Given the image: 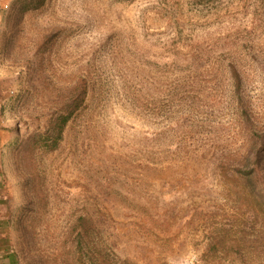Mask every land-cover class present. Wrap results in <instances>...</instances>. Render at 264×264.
<instances>
[{
    "label": "rangeland",
    "instance_id": "obj_1",
    "mask_svg": "<svg viewBox=\"0 0 264 264\" xmlns=\"http://www.w3.org/2000/svg\"><path fill=\"white\" fill-rule=\"evenodd\" d=\"M263 5L0 0V255L98 264L101 231L131 264H264V207L228 192L211 162L188 153L203 137L234 133L227 54L204 52L229 31L245 36L238 63L264 119ZM170 59L199 73L171 97V120L160 84ZM85 84L86 105L53 128ZM189 107L200 143L177 124Z\"/></svg>",
    "mask_w": 264,
    "mask_h": 264
},
{
    "label": "trees",
    "instance_id": "obj_2",
    "mask_svg": "<svg viewBox=\"0 0 264 264\" xmlns=\"http://www.w3.org/2000/svg\"><path fill=\"white\" fill-rule=\"evenodd\" d=\"M262 10L264 13V5ZM229 32L230 33H228L224 39L217 40V44H212L210 42L204 52L205 54L209 52L210 56L212 51L223 49L227 54L224 66L220 67V69L227 79L228 87L230 88V98L225 108H228V114L230 115L229 123H231L234 129V133L228 135L226 138L223 137L219 143L213 136L206 143L203 139L206 140L208 138H201L202 140L200 143V137L196 135V131H188L190 123H194V113L192 112H195L190 111V107L187 111L183 110L182 116L177 124L178 126L184 124L187 127L183 136L192 137V140L200 143L198 147L194 149V153H192V150L188 151L189 156L197 159L203 158L211 162L228 192L243 195L247 198H253L255 203L264 207V119L261 120L259 116H257L258 114L254 111L252 99L246 96L245 76L238 63V51L241 44L244 42L245 36H243L244 34L240 31L237 32L238 34L232 31ZM218 44H220V46ZM197 59L198 57H195V59H193L194 62L203 60ZM177 60L178 59H170L172 62H166L161 71L162 82L160 84L163 87L164 96L166 99L169 98L167 99L168 103L165 112L169 120H171L172 114L175 112L171 97L179 89L182 81H186L188 78V81H190L192 75L195 80L192 85L196 84V81L199 80L198 69L186 71L185 74H183L182 70L171 67L177 64ZM207 68L208 67H206L205 70H209ZM220 76H222V74L214 69L212 79L218 80ZM193 89L195 90L194 87ZM86 96L87 85L85 84L83 85L81 93L76 98H73V95L71 96L69 105L72 109H68L66 113L57 117L53 122V128L62 131L71 119L73 109L77 106L82 107L86 105ZM258 183H261V185L258 186ZM214 244L218 245V242L215 241ZM96 246L98 247L96 252L98 264H131L128 259H121L115 251L107 246L106 242L102 239L101 231L98 235ZM0 258L3 261L2 264H11L14 260L12 254L8 251L1 254Z\"/></svg>",
    "mask_w": 264,
    "mask_h": 264
}]
</instances>
